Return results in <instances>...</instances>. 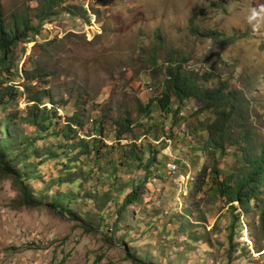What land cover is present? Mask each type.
Here are the masks:
<instances>
[{
  "label": "rangeland",
  "instance_id": "374dc122",
  "mask_svg": "<svg viewBox=\"0 0 264 264\" xmlns=\"http://www.w3.org/2000/svg\"><path fill=\"white\" fill-rule=\"evenodd\" d=\"M39 1L0 0V15L8 21L27 13L35 24ZM71 5L85 13L72 14ZM55 12L42 22L41 33L19 43L16 64L31 68L37 60L49 68L53 99L66 101L56 104L61 108L56 115L51 109L42 111L49 106L47 99L32 109L37 116L45 112V124L51 120L46 130L28 123L27 93L0 105V124L10 117L0 138L6 136L18 168L29 164L28 184L43 198L40 205H20L13 175L0 171V264H264L256 209L237 215L240 209L231 212L230 204L213 194L209 170L215 161L229 171L240 157L235 158V147L226 146L214 161L204 149L207 134L201 122L210 120L211 112L195 113L193 99H186L191 101L179 109L185 114L177 111L176 120L171 114L175 104L164 114L153 102L151 119L141 109L160 95L165 62L186 58V69L215 70L248 100L249 126L264 141V0H64ZM22 82L14 75L8 84L21 92ZM66 90L74 97L78 91L83 95L77 100L63 97ZM75 111L82 119L81 136L96 133V119L105 112L129 113L142 162L154 151L162 164L154 163L148 172L136 162L110 173L107 159L97 162L93 153L67 163L79 148L64 158H51L49 147L59 152L63 147L57 144L72 142L60 131ZM103 131L110 145L113 131L108 125ZM166 133L172 154L190 162L194 179L186 185L176 183L164 167L167 146L154 142ZM116 151L114 166L120 157ZM71 171L79 176L74 183H58ZM137 184L139 199L117 216L124 195ZM67 190L74 194L71 214L62 216L48 202Z\"/></svg>",
  "mask_w": 264,
  "mask_h": 264
},
{
  "label": "trees",
  "instance_id": "16d2710c",
  "mask_svg": "<svg viewBox=\"0 0 264 264\" xmlns=\"http://www.w3.org/2000/svg\"><path fill=\"white\" fill-rule=\"evenodd\" d=\"M61 1L64 0H40L34 9L33 17L37 19L35 24H33L27 13L14 14L8 21L0 15V105L7 104L8 100L16 99L19 94L26 95L27 93L28 96L25 98L31 103V115L28 116V123L35 125L38 130H46L52 123L51 120L46 124L44 123L46 119L45 112H42L39 116L35 114L40 102L43 99L49 100V106L48 104L43 105L41 109L42 111L51 109V113L56 115V104L63 101L64 98L57 101L53 99L47 84L53 72L46 66L38 64L37 60L32 62L31 68L17 67V48L19 43L29 42L35 35L41 33L42 22L50 15L56 14L55 7ZM67 8L70 7L67 6ZM71 8H73L72 12L70 10L68 12L72 14L81 15L85 13V11L81 12V8L75 9L74 5H71ZM185 61L186 58L174 61L169 58L165 62V76L162 80L160 95L148 99V103L144 107L140 104L141 109L151 119L149 115L153 102L156 101L164 114H169L172 111V104L173 106L175 104V110L171 114L173 119L176 120L174 114L176 115L179 112L183 102L191 101L186 99H193L197 106L194 109L195 113L211 112L212 118L201 122L202 129L207 134L204 140V149L208 150L214 161L216 155L225 153L226 146L235 147L238 152L234 156L235 158L236 156L240 157V159H235L237 164L233 165V168L229 171L219 168L215 161L209 170V177L214 185L213 194L220 196L226 204H230L231 212L240 209L237 215L256 209L259 225L264 236V141L249 126V117L251 116H248V113L251 108L248 107V100H242L237 90L229 88L228 80L221 73L215 70L202 73L194 69L189 70L185 68ZM14 75H18L23 79V90L21 92L13 84H8ZM38 82L46 86L41 88L35 86ZM70 94L71 92L66 90L63 97L77 100L82 97L83 92L78 91L76 97ZM74 105H76V102H74ZM32 109H35V111L33 112ZM66 118L60 134L64 138L67 137L65 141L72 139V142H64L63 145L57 144V148L63 147V150L59 152L49 147L48 155L51 158H64L65 155L68 156L69 152L79 148L74 156L68 158L67 163L77 161L82 155L93 153V160L97 162L100 157L107 159L105 165L109 168L110 173H115L116 167H127L136 162L141 164L144 169H148V172L154 163L162 164L161 161L157 160L154 151L147 161L142 162L143 149L134 137L129 113L124 112L113 115L105 112L100 115L96 119L97 125L94 128L96 133L91 134L94 136L77 134L79 129L81 130L82 119L76 111L70 116H66ZM106 118L108 120H105ZM9 119L10 117L7 116L0 124V129L4 134L7 132ZM104 125H108V128L114 134V142L110 145L104 142ZM65 127L66 129H64ZM150 127L154 131L157 129L156 124H151ZM70 133H73L74 136L72 137ZM123 139L126 140L125 143L121 142ZM6 142V136L0 138V171L4 174L13 175L12 178L20 190V200L18 202L20 205H40L43 203V198L35 196L28 184V178L32 177L30 176L31 171L28 170L29 164L25 162L21 168H18L14 162V157L9 155L11 147L6 146ZM115 149H117L116 153L120 152L116 166L111 161ZM31 165L34 167L35 164L30 163ZM204 172L205 170L202 171V173ZM77 178L79 176L75 174V171H71L67 173L65 179H58V183H74ZM140 189L141 184L130 187V191L124 195L117 210V216L121 215L128 205L139 199ZM72 193L71 190H67L54 194L52 200L48 202L52 210L62 216L70 215L71 207L69 203L74 198ZM236 219L237 216L231 222L229 235L233 231L232 228ZM139 261L142 262V260Z\"/></svg>",
  "mask_w": 264,
  "mask_h": 264
},
{
  "label": "built area",
  "instance_id": "2783aa9c",
  "mask_svg": "<svg viewBox=\"0 0 264 264\" xmlns=\"http://www.w3.org/2000/svg\"><path fill=\"white\" fill-rule=\"evenodd\" d=\"M185 102L188 101H184V105ZM184 105L183 108H184ZM186 108H189V106H186ZM61 109L60 107H57L56 110L58 112V110ZM185 112L184 110H180L179 111V115H184ZM164 142L165 147L167 146V151H165V155L167 157H169V159L165 162V169L167 170V172L169 173V175H173L174 176V180L176 183H184L185 185L191 180L194 179L193 174L191 175V165L190 162H188L185 159H182L179 156H176L175 154H172L170 147L172 144V139L168 136V133H166L165 136H161V138H157L154 139L155 143H159V142Z\"/></svg>",
  "mask_w": 264,
  "mask_h": 264
}]
</instances>
